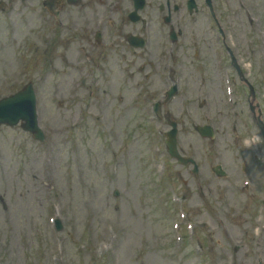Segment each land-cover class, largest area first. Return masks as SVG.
<instances>
[{
    "label": "rangeland",
    "instance_id": "1",
    "mask_svg": "<svg viewBox=\"0 0 264 264\" xmlns=\"http://www.w3.org/2000/svg\"><path fill=\"white\" fill-rule=\"evenodd\" d=\"M48 114V113H46ZM49 118L50 116L47 115ZM54 126H60L65 124V121L62 120V116L57 115V119L54 120ZM94 141L91 142L93 144ZM89 145V144H88ZM136 171V170H135ZM137 172V171H136ZM137 174L139 175V180H137V177H134V180L136 182L133 183L135 188L139 184L144 183V176L140 175L138 172ZM41 179L43 180V177L40 176ZM55 182L57 185L63 187L65 185V178L64 174L61 170L58 169V171L54 174ZM100 181L96 177L95 174H93L91 171L87 172V174L84 177V182L79 186L75 184L74 188V193L72 195L73 198L72 200V205L70 206V213L74 217V219L79 223L81 227L85 226H95L99 228V230L103 229V233H105V226L108 221H115L116 218L113 217L112 215V207L113 205L110 206V197H109V192L107 190V184L102 183L99 185ZM15 186L19 189V193L15 192L13 196H10L9 193L6 195L7 201L11 204V227H10V232L14 235H17L19 230H26L30 236H35V231L31 232L30 230V225H29V220L34 219L35 220V225H36V230L42 231V224L40 221V216L43 213V210L40 209V207L34 202V197L36 196L34 194V187L31 185L29 182V179L27 181V184L21 185V183L16 180L14 177L12 179V182L10 184V194L12 191V187ZM73 187V186H72ZM140 196L139 191L133 192V201L136 204L135 200L136 198ZM68 195L66 194V198ZM134 203H132L134 205ZM130 204V203H129ZM33 206L34 208V213L33 215H18L19 211L23 209L24 211H29L31 207ZM127 215L130 214V211H127ZM15 216V217H14ZM15 219V221H14ZM131 221L127 219L125 222ZM16 222V223H15ZM124 222V225H125ZM135 223L134 227V234H131L130 240L132 238V235L134 238L131 240L133 243V246L131 249L129 247L131 246L130 244L127 246V249L132 250L129 253H125V250L123 252L124 256V264H130V255L134 254L133 258L136 259V262L133 264H138L143 261H148L146 254L144 252L140 251V238L141 233L145 230L147 232H150V229L153 230L154 232L156 231L155 236H150L151 240L153 241L150 245V250H149V262L150 264H164L163 262L160 261V259L155 256L154 254H160V249L161 245L159 244V236L162 234L161 229H155L153 227V222L150 224L149 222L143 223L141 220L136 218V221H132ZM157 222V219L155 220ZM144 229V230H143ZM7 230V229H6ZM158 230V231H157ZM129 232V231H128ZM131 232V229H130ZM127 237V236H124ZM218 240L215 238V245H217ZM163 247V243H162ZM216 247V246H215ZM214 254L218 255L219 257L222 258V256L219 254L218 249L216 248ZM146 258V259H145ZM28 258H26V261ZM10 262L12 264H17L13 259H10Z\"/></svg>",
    "mask_w": 264,
    "mask_h": 264
}]
</instances>
